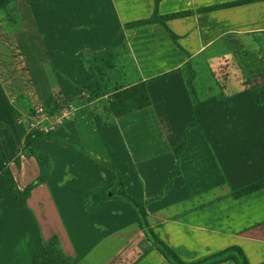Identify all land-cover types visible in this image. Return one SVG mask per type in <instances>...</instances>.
<instances>
[{
    "label": "crops",
    "instance_id": "0c3cea01",
    "mask_svg": "<svg viewBox=\"0 0 264 264\" xmlns=\"http://www.w3.org/2000/svg\"><path fill=\"white\" fill-rule=\"evenodd\" d=\"M0 1V13L11 15L13 6L4 9ZM66 1L57 9L49 6L42 15L33 9L37 29L31 31V24H26L28 91L20 92L18 74L5 81L0 61V154L6 161L0 171V264H33L38 246L54 235L64 253L78 259L77 264H171L147 240L125 200L111 199L95 210L86 207L90 190L114 180L111 169L99 160L117 167L132 197L147 201L150 225L184 261L238 245L249 264H264V187L239 198L233 196L202 131L189 127L193 98L186 68L189 61L195 70V89L198 80L203 79V87L210 85V64L216 58L221 65L229 64V72L224 73L227 85L234 80L243 82L238 61L233 66V54L237 57L236 48L254 47L243 36L264 47V0L207 12L196 10L236 0H160L161 15L196 11L167 20L188 53L159 22L126 26L150 17L155 0H107L109 9H103L100 0ZM10 15L9 26L17 34L19 26L12 21L15 13ZM35 30L41 37L37 44ZM115 46L128 49L135 66L131 82H146L151 104L99 126L95 117L107 119L109 95L77 102V87L88 82L79 54ZM225 48L231 49L229 57ZM248 52L254 60V51ZM259 54L256 58L262 59ZM199 65L206 75L198 79ZM123 69L110 74L125 78L130 68ZM251 79L254 85V74ZM58 94L64 103H58ZM26 104L37 112L45 108L39 115L52 119L37 129L80 142L91 156L66 142L36 138L34 146L50 154L52 170L45 182L33 188L27 207L17 208L11 188L24 189L40 173L36 158L25 145L30 130L18 119ZM184 138L185 147L177 156ZM170 175L172 181L159 197Z\"/></svg>",
    "mask_w": 264,
    "mask_h": 264
},
{
    "label": "trees",
    "instance_id": "16d2710c",
    "mask_svg": "<svg viewBox=\"0 0 264 264\" xmlns=\"http://www.w3.org/2000/svg\"><path fill=\"white\" fill-rule=\"evenodd\" d=\"M253 1L256 0H236L201 7L196 11L207 12L220 7H230ZM159 2L160 0H155L154 10L150 17L128 22L126 26L136 27L159 22L166 28L172 41L186 51L179 42V36L168 26L167 20L189 15L196 11L185 10L161 15L158 10ZM124 47L115 46L87 55L85 51L79 54L85 67L88 82L77 87V102H88L106 94L109 95L106 108L107 119L103 120L97 115L95 117L99 126L107 124L110 118L129 114L151 104L146 82H131L132 71H135V66L133 59L128 56V49H124ZM121 67L126 69L130 67V70L125 71L128 75L122 79L113 78L110 73H121ZM186 68L189 71L187 85L193 98L189 127L197 126L202 131L226 177L233 196L239 198L264 187V82L251 85L233 95H226L221 98L212 96L200 100L193 83L195 70L189 61L186 62ZM56 99L58 103L63 102V97L60 94ZM54 112L55 110L50 111L52 114ZM38 137H48L66 142L84 155L91 156L80 142L60 138L50 131L31 129L26 135L25 145L36 158L40 173L24 189L11 188L10 193L17 208L27 207V199L30 197L33 188L45 182L52 170L53 161L50 154L34 146V141ZM185 144L184 138L177 148V156ZM99 162L111 169L114 180L87 193L86 207L89 210L98 209L111 199H124L132 207L136 221L144 231L147 240L171 264H222L227 261H233L234 264H249L244 251L238 245L229 246L196 261H184L178 251L168 245L150 225L147 218V201L137 200L125 190L121 173L115 165L101 160ZM5 165L4 155L0 154V171ZM171 181L172 175L169 177L165 191L159 197L165 194ZM118 186L120 189H117ZM77 262V258L64 253L56 235L42 241L33 258V264H77Z\"/></svg>",
    "mask_w": 264,
    "mask_h": 264
},
{
    "label": "rangeland",
    "instance_id": "374dc122",
    "mask_svg": "<svg viewBox=\"0 0 264 264\" xmlns=\"http://www.w3.org/2000/svg\"><path fill=\"white\" fill-rule=\"evenodd\" d=\"M8 1L12 2V0H2V7H4V9H6V7H9L11 9L13 6V9L16 12L14 10H11L12 12L10 13L12 14L15 13V15L11 14L13 18H15V21L14 20L12 21H13V24H18L19 28H15V30L16 31L18 30L19 32L15 34L13 32L14 28L12 27L10 28L9 26L10 23L8 22V20H10V18L8 19V16L10 14L7 13L6 15H4L0 13V61L2 62V66L4 70L3 77L4 79H6L5 81L11 80V78H13V75L18 74L17 78H18V82L20 83L19 84L20 90H21L20 92L22 91L24 92V91H28L31 88L30 86L31 82L29 80L27 81L26 79V74H27L26 56L28 53V50L26 48V43L28 40L27 38L28 29H26V24L28 23L31 24V31L33 28L37 29V25H36L37 18L35 16L34 18L32 17V14L34 15L33 9L38 11V14L41 13L42 15L43 10H46L49 6L50 8L57 9L61 5L66 3L67 1L66 0H15L16 4L14 0H13L14 1L13 4H11V2L8 3ZM100 3H101L100 6H102L103 9L110 8L109 7L110 3H108L107 0H100ZM73 4H76V2L73 1L72 5ZM66 9H68V5ZM107 16L105 15V19L107 18ZM138 16H140V13ZM108 20H111V19H108ZM34 35H35L34 41L37 44L38 41H41L40 40L41 37L38 34V32H36V30L34 32ZM243 39H245L246 44L254 46V47L247 46L246 48H244L243 51L240 48H236L237 57L233 54V60H232L233 66L235 65L234 60L238 61L237 65L239 67V70L242 69L243 75H244L242 78L243 82L239 80H234L233 83H228L227 85V81L225 80L226 76H224V73L229 72L228 70L229 64L221 65L216 58L215 59L216 61L210 64V71H211L210 74L212 76L210 79V85H205V87H203L202 85L203 79L197 81V86H196L197 91L196 92L200 100H203V99L205 100L212 96H217L221 98L227 95L226 91L229 94H233L234 92L239 91L241 88L243 89L244 87L251 86L253 82V80L251 79L253 74H254V85L264 82V47L263 48L259 47L258 44L254 42V39H252V37L243 36ZM257 40L260 42L258 38ZM261 44L264 45V40L261 41ZM218 49H220V46ZM248 49L250 50V52L254 51V60L252 59L251 56H249ZM230 50H231L230 48L224 49V54H228L227 57H229ZM89 52H90L89 50H86L85 54L87 55V53ZM35 53L36 55H38L37 49ZM247 53H248V56H247ZM258 53H260L259 55L262 57V59L256 58L258 56L257 55ZM17 66L18 68H16L17 69V73H16L13 69ZM198 67L200 68L199 70L200 76L198 77L199 79V78H202L204 74L206 75V72H205L206 70L203 71V67L201 65H199ZM11 70H13L12 75H10ZM123 70L124 69L121 67V72ZM246 77L248 79H246ZM6 83H10V82H6ZM193 83H194V80H193ZM35 84L37 87L36 91H38L40 88L37 85V82H35ZM10 86H13V85H10ZM208 87L210 88L209 92H208ZM13 90H15L14 86H13ZM200 93L202 94L201 96H200ZM26 99L27 98H25L24 101H26ZM44 110L41 109L39 110V112H37L36 109L29 107V104H26L24 112H20V114L18 115V119L20 122L26 124L28 131L34 128H39L41 126H44L45 124H49L52 121V119L47 120L43 118V116L39 115V113L45 112Z\"/></svg>",
    "mask_w": 264,
    "mask_h": 264
},
{
    "label": "water",
    "instance_id": "95a60500",
    "mask_svg": "<svg viewBox=\"0 0 264 264\" xmlns=\"http://www.w3.org/2000/svg\"><path fill=\"white\" fill-rule=\"evenodd\" d=\"M87 54H89V53H87Z\"/></svg>",
    "mask_w": 264,
    "mask_h": 264
}]
</instances>
